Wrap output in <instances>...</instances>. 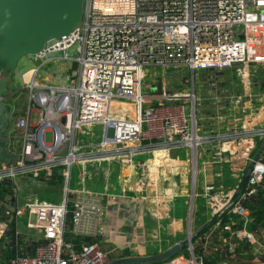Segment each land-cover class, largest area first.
<instances>
[{"label":"built area","instance_id":"2783aa9c","mask_svg":"<svg viewBox=\"0 0 264 264\" xmlns=\"http://www.w3.org/2000/svg\"><path fill=\"white\" fill-rule=\"evenodd\" d=\"M29 58L37 66L17 95L25 105L0 136V187L9 192L0 197V249L21 252L0 264H117L97 241L76 249L63 239L68 216L70 234L97 238L100 194L87 184V165L129 168L146 188L156 174L148 162L182 148L192 165L191 221L181 251L160 264H264V221L253 216L264 200V94L254 100L249 89L251 67L264 73V0H87L80 24ZM52 61L73 69L72 85L38 78ZM150 65L189 72L191 84L181 77L175 90L144 94ZM229 68L243 79L241 118L202 131L194 74ZM17 93L7 89V97ZM115 103L132 105V119L111 117ZM54 172L62 200H27L26 183L48 186ZM195 199L206 215L196 226Z\"/></svg>","mask_w":264,"mask_h":264},{"label":"crops","instance_id":"0c3cea01","mask_svg":"<svg viewBox=\"0 0 264 264\" xmlns=\"http://www.w3.org/2000/svg\"><path fill=\"white\" fill-rule=\"evenodd\" d=\"M167 154L157 153L154 160L148 162L154 166L156 174L147 175L156 178L163 168L170 172L177 166L186 169L184 162L166 157ZM180 172H172V178L178 182V185L172 184L177 193L167 197L163 183L158 184L155 179L150 187L140 188L139 176L129 168L106 162L99 169L90 167L87 182L99 191L101 205L95 240L112 261L155 256L185 240L188 227L184 201L187 198V181L184 173ZM172 187H169L171 192Z\"/></svg>","mask_w":264,"mask_h":264},{"label":"rangeland","instance_id":"374dc122","mask_svg":"<svg viewBox=\"0 0 264 264\" xmlns=\"http://www.w3.org/2000/svg\"><path fill=\"white\" fill-rule=\"evenodd\" d=\"M241 29V28H239ZM37 63H34L31 58L24 57L19 60L15 72L12 74L8 82V93L17 91V94L9 96L7 101L13 105L14 108H22L25 105L23 97L20 96L17 99V95L21 92L22 88V75L31 69L35 68ZM256 66V65H255ZM68 65L63 62L52 61L50 64L46 65L43 71L40 72L38 78H46V81L53 85H72L68 80L69 73L73 70H67ZM183 77V82L191 84L190 73L181 71H171L170 69H162L160 66L150 65L144 68L142 88L144 94H159L163 90L170 89L175 90L176 84L179 79ZM250 82V91L253 95L254 100L260 101L261 96L264 92V73L260 70L259 67H251V74L249 76ZM193 83L195 85V110H196V120L198 127L202 131H208L211 128H215L218 123L226 117L241 118V106L237 102L242 98L241 95L244 93L243 79L241 75L236 72L234 68L225 69L222 71H209V72H195ZM187 84V88L189 87ZM183 89H185L183 87ZM261 102H256L257 109L261 107ZM132 105L124 103H115L111 105L110 115L116 119H132ZM36 121V115H33L32 122ZM88 151V149H86ZM190 153L186 151L185 148H182L176 152H170L166 157L170 156L171 158L180 160L184 162L186 169L182 168L183 166H177L171 172L166 171V168L161 169L157 174V177L154 178L155 182L160 184L163 183L164 187L163 192L167 197L172 196L177 192L173 190L172 184L178 185L177 180L172 178V172L176 170H181V174L185 177L187 181L186 186V196L184 200L185 209H187V220L188 224L190 219V207H191V161ZM176 156V157H175ZM202 159V156H200ZM164 160V159H163ZM168 161V158L166 159ZM165 161V160H164ZM165 161L164 163H167ZM183 164V163H182ZM90 167L87 165V171ZM186 170V171H185ZM72 181L71 185L74 186V179L77 174L76 167L71 169ZM178 179V178H177ZM87 184H89L87 182ZM168 184V185H167ZM27 194L26 199L30 200L33 198L38 199L39 201L47 203H57L60 202L63 198L62 194V184H59L57 187L51 186H41L35 190L31 189L29 183H26ZM159 186V185H158ZM167 187V188H166ZM172 187V192L170 188ZM178 208V206H177ZM206 220L205 210L203 208L202 202L199 199L194 200V226L198 223ZM187 222V221H186ZM35 223V217L32 214L29 219V224L33 225ZM30 235V234H29ZM28 237V234H27ZM185 250H183L184 252Z\"/></svg>","mask_w":264,"mask_h":264},{"label":"water","instance_id":"95a60500","mask_svg":"<svg viewBox=\"0 0 264 264\" xmlns=\"http://www.w3.org/2000/svg\"><path fill=\"white\" fill-rule=\"evenodd\" d=\"M87 9V0H0V136H7L4 125L7 109L1 98L19 60L33 57L53 40L66 37L77 27ZM242 39V38H241ZM264 141L262 142V146ZM7 141L0 147V155ZM245 178L241 184H244ZM240 187V188H241ZM186 242H179L155 256L130 257L117 264H159L177 255Z\"/></svg>","mask_w":264,"mask_h":264},{"label":"trees","instance_id":"16d2710c","mask_svg":"<svg viewBox=\"0 0 264 264\" xmlns=\"http://www.w3.org/2000/svg\"><path fill=\"white\" fill-rule=\"evenodd\" d=\"M48 180H49L48 186L57 187L61 183L62 178L59 175H57L56 172H54L53 175L51 176V179ZM4 193L8 194L9 192L5 191L2 187H0V197H2ZM253 216L256 218L257 224L263 223L264 200H262L260 204L255 209H253ZM69 222H70V216H68L67 218L66 230L63 235V239L65 242L71 243L76 249L82 244H92L96 242V240L91 237L70 234ZM17 248L18 247L16 245H12V246H8L6 250L0 249L1 263L7 261L8 259L14 257L16 254L21 252Z\"/></svg>","mask_w":264,"mask_h":264},{"label":"flooded vegetation","instance_id":"af4514ba","mask_svg":"<svg viewBox=\"0 0 264 264\" xmlns=\"http://www.w3.org/2000/svg\"><path fill=\"white\" fill-rule=\"evenodd\" d=\"M7 93L5 95V100L4 102L6 104H9L11 106V109H7V113H5L6 115L4 116V125L5 127H7L10 131V129L12 128L13 126V122H14V114H13V105L10 103V101H7Z\"/></svg>","mask_w":264,"mask_h":264},{"label":"bare ground","instance_id":"6f19581e","mask_svg":"<svg viewBox=\"0 0 264 264\" xmlns=\"http://www.w3.org/2000/svg\"><path fill=\"white\" fill-rule=\"evenodd\" d=\"M28 77H29V74L25 76V79L27 80V79H28Z\"/></svg>","mask_w":264,"mask_h":264}]
</instances>
